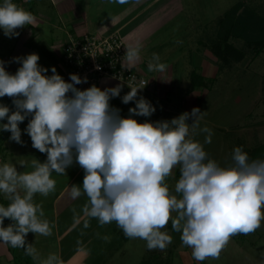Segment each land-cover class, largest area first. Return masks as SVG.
<instances>
[{
  "label": "clouds",
  "instance_id": "9594fccd",
  "mask_svg": "<svg viewBox=\"0 0 264 264\" xmlns=\"http://www.w3.org/2000/svg\"><path fill=\"white\" fill-rule=\"evenodd\" d=\"M33 22V15L12 0L0 4V29L6 37L18 36L17 29ZM125 59L137 61L139 48L129 46ZM153 60L157 63H149V70L163 72L166 65L158 63V56ZM38 61L35 53L14 57L20 67L9 73L0 60V98H11L14 106L10 110L0 104V121H6L0 131L23 144L19 125L27 119L24 133L34 149L46 154L44 162L32 159L30 172H18L11 163L0 166V194L8 201L0 204V243L24 249L37 264H63L54 253L41 259L26 237L52 234L54 225L43 219L42 205L34 203V196L54 192L52 174L65 176L74 162L84 176L81 185L70 186L69 194L73 200L87 197L84 215L101 226L115 222L126 237L144 240L149 250L163 251L172 243L171 235L162 231L169 221L196 261L218 259L232 236L249 235L261 226L264 159L250 160L241 147L234 148L228 167L210 159L193 139L205 133L204 143H211V129L200 128L199 108L170 121L138 122L133 116L155 112L148 100L137 98L142 88L127 85L130 90L122 97V84L103 90L93 84L81 90L75 85L87 83L86 77L69 74L71 82H66L55 67L47 75L49 70ZM116 97L124 104L135 103L128 117L110 105ZM177 166L180 176L173 194L165 180ZM5 219L11 221L7 226ZM83 227H89L88 219Z\"/></svg>",
  "mask_w": 264,
  "mask_h": 264
},
{
  "label": "rangeland",
  "instance_id": "374dc122",
  "mask_svg": "<svg viewBox=\"0 0 264 264\" xmlns=\"http://www.w3.org/2000/svg\"><path fill=\"white\" fill-rule=\"evenodd\" d=\"M75 1L78 9L91 18L101 10L110 12L120 6L110 0H72L74 5ZM0 2L2 4L3 0ZM12 2L30 12L34 22L17 29L19 35L12 38L6 37L0 29V58L7 60L5 69L9 68L10 72L17 65L13 62L14 57L35 53L39 56L38 64L49 70L47 75H51V68L55 67L63 78L68 70L62 64L54 44L64 39L65 32L62 34L60 26L64 25L62 19L70 20V14L57 13V1L54 0ZM159 3L170 5V11L161 14V27L139 47V56L144 58V62L137 66L142 71L136 72V77H142L146 83L143 86H133L142 88L138 91L137 98L142 96L148 100L155 112L150 117L133 118L138 122L170 121L182 113L191 112L193 108H199L200 128L211 129V143H204L205 133H199L193 139L203 145L210 159L221 167H228L234 148L243 149L264 142V47L256 51L252 44H247L242 38L229 37L225 44H231L243 53L240 60H235L233 53L225 50L219 34L220 21L235 3H241L238 13L251 10L264 16V0H161ZM97 7L99 8L96 9ZM93 28L96 27L91 25L92 31ZM35 33L39 35L37 39L33 38ZM154 55L159 57L158 63L172 65L170 90H160L159 93L154 86L153 90L149 89V80H154L158 73L150 71L148 67L149 63H157L153 60ZM204 61L212 67L210 75L202 74ZM125 64L127 65V61ZM131 69L134 73L136 68ZM97 83L101 90L105 85L115 87L122 84L120 97L130 90L125 82L112 80L105 85L100 81ZM120 97L112 98L110 105L118 108L122 117L129 116L128 109L135 107V103L124 104ZM0 104L7 105L10 110L14 108L11 98L7 96L0 98ZM27 122L26 119L19 125L23 144L11 141L9 132L0 131V166L11 163L17 167L18 172H30L32 159L40 162L46 160V154L34 149L30 137L23 131ZM186 122L191 124L192 120ZM5 143L7 148L2 151L1 145ZM70 167L79 165L74 162ZM177 169L179 170V166L165 180L173 194L180 176L175 174ZM68 171L70 168L66 169ZM65 176L70 178L68 173ZM65 176L53 173L51 178L56 181L55 191L47 197L40 194L34 196V203L42 205L45 213L43 219H47L50 226L54 225L50 236L29 233L26 237L41 259L54 253L63 260V264H264V220L255 232L232 236L218 259L196 261L192 257L191 248L182 243L181 233L172 229L171 221L162 231L171 235L172 243L163 251L149 250L144 240L126 237L115 222L101 226L95 218L86 217L82 211L87 203L85 195L70 201L62 209L54 206L53 198ZM83 176V170L78 168L70 179L69 186L81 185ZM2 200L6 198L0 194V204H4ZM86 219L89 220L88 228L83 227ZM105 236L109 239H103ZM0 264L37 262L25 255L24 249L0 243Z\"/></svg>",
  "mask_w": 264,
  "mask_h": 264
},
{
  "label": "crops",
  "instance_id": "0c3cea01",
  "mask_svg": "<svg viewBox=\"0 0 264 264\" xmlns=\"http://www.w3.org/2000/svg\"><path fill=\"white\" fill-rule=\"evenodd\" d=\"M56 2V8L57 13H69L70 14V20L67 21L65 19H62L63 16H61L62 20H64V25H61L62 34H64L65 31L75 32V33H82V32H95L99 34H107V33H118L121 38H123L125 52L126 49L129 46L133 47H140L144 40L149 38L150 35L153 33L155 34L156 31L161 27V24L163 23L161 21L162 17L161 14L167 13L170 11V5L165 6L166 4H161L159 1L161 0H127L126 3L120 4L118 8L110 12H107L106 10H101L96 13L94 18H91L90 15H87L84 13V11L78 9V4L75 1V5L72 2V0H54ZM82 2V1H81ZM158 3V4H157ZM115 4V2H114ZM157 4V5H156ZM98 6V5H97ZM97 7L96 9H98ZM108 10V9H107ZM164 15V14H163ZM170 15V14H169ZM166 16H163L165 18ZM48 19V18H46ZM163 20V19H162ZM62 24V23H61ZM93 25L96 28H93L94 31L90 29V26ZM38 33L33 34V38L37 39ZM64 39L61 42H56L54 45L57 47V53L60 55V47L63 43ZM126 43V44H125ZM30 54V53H29ZM28 55V54H27ZM0 60H4L3 58H0ZM7 61V60H6ZM5 61V62H6ZM144 62V58L139 56V59L135 61L134 63H129L127 61V66H130V68L135 67L137 71H142L137 66ZM126 63V59H125ZM17 65L12 67V71L9 72V68H7L6 71L9 73H15L18 67L20 65L16 63ZM201 64V62H200ZM171 67L172 65L169 63H166V68L163 72H158L157 76L154 80H149V89L153 90V86L156 87L157 92H161L160 90H170V78L171 77ZM203 69L202 74L203 75H210L212 73L211 66L207 61L203 62ZM70 76L68 73H65L64 80L66 82L70 81ZM109 81H112V79L103 78L100 80V82L103 83V85L108 84ZM114 81V80H113ZM119 82V81H114ZM77 88L83 90V86L81 84L75 85ZM109 86V85H108ZM107 86V87H108ZM106 88V85L102 87V90ZM181 102L183 103V98L181 97ZM128 117V115L126 116ZM6 142V141H5ZM2 151L6 150L7 146L1 145ZM70 171L66 172L70 175V178L63 177V181L61 186L59 187V191L57 194H55L53 198V205L56 207H60V209L64 208L68 205L71 199L70 197V186L69 181L71 178L74 177L75 173H77L78 168L80 167H69Z\"/></svg>",
  "mask_w": 264,
  "mask_h": 264
},
{
  "label": "built area",
  "instance_id": "2783aa9c",
  "mask_svg": "<svg viewBox=\"0 0 264 264\" xmlns=\"http://www.w3.org/2000/svg\"><path fill=\"white\" fill-rule=\"evenodd\" d=\"M60 47L62 64L69 74L86 77L81 83L84 89L98 86L103 78L125 82L131 86H143L145 80L136 77V72L125 64V47L118 33L95 34L93 32L75 33L65 31Z\"/></svg>",
  "mask_w": 264,
  "mask_h": 264
},
{
  "label": "trees",
  "instance_id": "16d2710c",
  "mask_svg": "<svg viewBox=\"0 0 264 264\" xmlns=\"http://www.w3.org/2000/svg\"><path fill=\"white\" fill-rule=\"evenodd\" d=\"M240 7L241 3H235L225 12L220 21L221 33L219 34L224 44L229 37H240L247 44H252L256 51L261 50L264 47V16H259L251 10L238 13ZM225 48L227 52L233 53L235 60H240L243 56V53L231 44H225ZM242 150L248 154L250 160L264 159V142L253 147H244ZM175 172L176 175L180 174L178 169ZM2 201L6 206L8 201ZM9 223H11L10 220H4V226Z\"/></svg>",
  "mask_w": 264,
  "mask_h": 264
}]
</instances>
